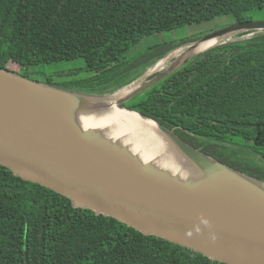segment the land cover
<instances>
[{
  "label": "trees",
  "instance_id": "16d2710c",
  "mask_svg": "<svg viewBox=\"0 0 264 264\" xmlns=\"http://www.w3.org/2000/svg\"><path fill=\"white\" fill-rule=\"evenodd\" d=\"M262 8L264 0H0V67L36 79L31 67L83 58L89 78L41 81L112 91L120 86L110 87L108 66L144 36L219 16L230 17L223 25L252 20ZM187 62L125 105L264 180V33L223 42ZM0 264L227 263L73 206L0 163Z\"/></svg>",
  "mask_w": 264,
  "mask_h": 264
},
{
  "label": "water",
  "instance_id": "95a60500",
  "mask_svg": "<svg viewBox=\"0 0 264 264\" xmlns=\"http://www.w3.org/2000/svg\"><path fill=\"white\" fill-rule=\"evenodd\" d=\"M244 31L249 32L247 38L264 33V20L233 22L173 48L139 75L148 76L142 82L137 78L102 94L58 87L0 67V163L23 179L67 196L73 206L115 217L145 234L227 264H264V180L220 161L125 105L205 50L242 40L237 35ZM211 37L221 40L184 55ZM179 48L166 67L149 71ZM123 88L132 89L114 105L152 121L167 144L166 159L185 175L142 159L121 139L76 128L78 115L94 106L106 107Z\"/></svg>",
  "mask_w": 264,
  "mask_h": 264
},
{
  "label": "rangeland",
  "instance_id": "374dc122",
  "mask_svg": "<svg viewBox=\"0 0 264 264\" xmlns=\"http://www.w3.org/2000/svg\"><path fill=\"white\" fill-rule=\"evenodd\" d=\"M253 14L255 15L253 19L264 20V8L254 11ZM229 18L230 17L228 16H219L211 20L194 22L176 27L172 30L156 32L144 36L137 44L132 45L124 52L123 57L118 63H112L108 66V68L114 72L110 76L111 78L108 80V83L110 86H122L132 80H136L137 78L139 79V75L141 76V74L145 72L149 65H151L162 53L166 54L168 50L203 38L207 34L224 26L223 24H226L230 20ZM248 33V31H244L239 33L237 36L241 39H245L247 36H249ZM233 38H235V36H233ZM175 57H177V54L170 57L166 61V64H164L165 66H163L166 67L174 60ZM184 64H188V62ZM18 69V67H14L9 70L18 72ZM85 69L86 67L83 58L40 64L38 66L31 67L32 71L37 72V75H35L36 79L43 80L44 78H49L53 82H62L66 80L80 81L82 79H87L92 76V72L86 71ZM154 73L155 72L152 71L149 76H152ZM147 77L148 76L145 75L137 80V82H142V80L146 79ZM164 78L165 77L159 79V81L163 80ZM159 81L154 84L159 83ZM145 91L147 90L138 93L130 101L139 100ZM85 92L102 94L109 91L100 93L99 91Z\"/></svg>",
  "mask_w": 264,
  "mask_h": 264
},
{
  "label": "bare ground",
  "instance_id": "6f19581e",
  "mask_svg": "<svg viewBox=\"0 0 264 264\" xmlns=\"http://www.w3.org/2000/svg\"><path fill=\"white\" fill-rule=\"evenodd\" d=\"M220 40L221 38L211 37L198 44L195 48L185 52L184 55L206 49L217 44ZM180 52L181 48L168 54L156 62L149 71L160 66L162 67L172 55L179 54ZM131 89L123 88L114 94L113 99L110 100V103L106 107L100 108L99 106H94L91 112L78 115L76 128L81 131H99L110 139L123 140L142 159L152 160L173 174L185 175L187 173L185 170L175 164L174 161L166 159L167 144L159 135L152 121L114 105L116 99L125 95Z\"/></svg>",
  "mask_w": 264,
  "mask_h": 264
},
{
  "label": "flooded vegetation",
  "instance_id": "af4514ba",
  "mask_svg": "<svg viewBox=\"0 0 264 264\" xmlns=\"http://www.w3.org/2000/svg\"><path fill=\"white\" fill-rule=\"evenodd\" d=\"M111 87V86H110ZM112 87H114V86H112Z\"/></svg>",
  "mask_w": 264,
  "mask_h": 264
}]
</instances>
